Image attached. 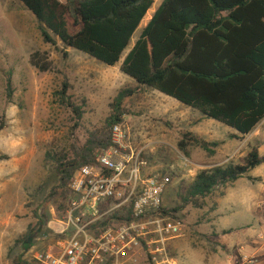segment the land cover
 <instances>
[{
  "label": "rangeland",
  "instance_id": "rangeland-1",
  "mask_svg": "<svg viewBox=\"0 0 264 264\" xmlns=\"http://www.w3.org/2000/svg\"><path fill=\"white\" fill-rule=\"evenodd\" d=\"M151 1L123 59L163 0ZM38 51L48 54V72L29 62ZM121 62L108 68L59 41L56 47L44 44L37 20L23 4L0 0V264H42L37 256L66 237L60 234L66 228L65 214H57L52 199L58 177L45 154L73 144L82 147L104 127L118 91L135 86L120 72ZM9 80L12 98L7 100ZM64 83L69 85V106L57 95ZM124 109L127 143L144 149L147 175H177L163 201L168 209L176 207L169 197L179 181L190 182L214 166L238 164L251 146H259L264 155V120L244 140H233L231 128L146 88L125 102ZM186 132L208 142L223 141L224 146L214 158L193 147L186 157L177 148ZM172 218L182 223L181 237L169 245L173 264H264V163L217 191L203 210L188 206ZM40 220L46 222L44 235L30 248L17 244ZM138 264L150 263L140 259Z\"/></svg>",
  "mask_w": 264,
  "mask_h": 264
},
{
  "label": "trees",
  "instance_id": "trees-1",
  "mask_svg": "<svg viewBox=\"0 0 264 264\" xmlns=\"http://www.w3.org/2000/svg\"><path fill=\"white\" fill-rule=\"evenodd\" d=\"M19 1L37 20L44 44L56 47L59 41L108 68L121 62L153 5L151 0ZM29 62L41 73L51 69L46 52L33 53ZM120 72L135 86L118 91L104 127L93 132L82 147L73 144L45 154V162L54 167L58 177L52 199L59 216L69 204L75 174L85 166L99 167L101 152L111 146V129L124 123L125 102L143 88L231 128L235 131L233 140H244L258 127L264 120V0H163L122 60ZM68 90L64 83L57 95L69 106ZM6 92L10 100V80ZM70 106L73 112L79 111ZM223 144L186 132L177 148L186 157L193 147L213 158ZM263 163L259 146H251L238 164L214 166L199 171L190 182L179 181L169 197L176 207L168 209L163 204V214L172 217L188 206L203 210L217 191ZM162 176L170 179L164 201L177 175ZM130 214V206L114 212L93 225L90 232L97 234L129 223ZM44 220H48L47 215ZM45 227L46 222L38 221L17 244L32 247L35 239L44 235Z\"/></svg>",
  "mask_w": 264,
  "mask_h": 264
},
{
  "label": "built area",
  "instance_id": "built-area-1",
  "mask_svg": "<svg viewBox=\"0 0 264 264\" xmlns=\"http://www.w3.org/2000/svg\"><path fill=\"white\" fill-rule=\"evenodd\" d=\"M125 124L111 129V146L99 156V167L85 166L71 183L63 240L37 256L42 264H173L170 241L181 237L182 223L164 215L168 177L147 175L144 149L127 143ZM131 207L129 223L101 230L90 228L114 212Z\"/></svg>",
  "mask_w": 264,
  "mask_h": 264
},
{
  "label": "crops",
  "instance_id": "crops-1",
  "mask_svg": "<svg viewBox=\"0 0 264 264\" xmlns=\"http://www.w3.org/2000/svg\"><path fill=\"white\" fill-rule=\"evenodd\" d=\"M222 142H223V141H222ZM223 146H224V144H223ZM218 154H219V151H217L216 155H218ZM216 155H215L214 157H216ZM214 157H213V158H214Z\"/></svg>",
  "mask_w": 264,
  "mask_h": 264
}]
</instances>
